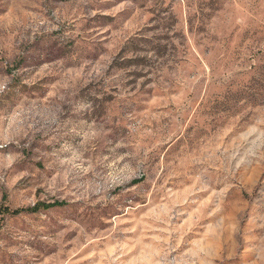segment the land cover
Segmentation results:
<instances>
[{
  "label": "rangeland",
  "instance_id": "374dc122",
  "mask_svg": "<svg viewBox=\"0 0 264 264\" xmlns=\"http://www.w3.org/2000/svg\"><path fill=\"white\" fill-rule=\"evenodd\" d=\"M0 264H264V0H0Z\"/></svg>",
  "mask_w": 264,
  "mask_h": 264
},
{
  "label": "trees",
  "instance_id": "16d2710c",
  "mask_svg": "<svg viewBox=\"0 0 264 264\" xmlns=\"http://www.w3.org/2000/svg\"><path fill=\"white\" fill-rule=\"evenodd\" d=\"M38 210H39V206H34L33 208L26 209V210L19 209V210H14V211L10 210L9 208H3L1 211L5 214H18V213H21L22 211L36 212Z\"/></svg>",
  "mask_w": 264,
  "mask_h": 264
}]
</instances>
